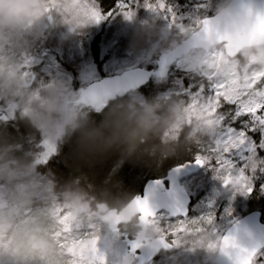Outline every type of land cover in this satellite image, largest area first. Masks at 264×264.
<instances>
[{
  "label": "clouds",
  "instance_id": "9594fccd",
  "mask_svg": "<svg viewBox=\"0 0 264 264\" xmlns=\"http://www.w3.org/2000/svg\"><path fill=\"white\" fill-rule=\"evenodd\" d=\"M211 8V16L183 30L155 17L138 21V26L151 54L178 57L200 90L218 88L219 99L214 93L148 97L134 91L105 101L97 121L64 82L35 87L5 53L20 39H39L57 28L67 29L69 36L84 34L94 23L90 11H103L99 0H0V101L42 133L48 146L70 145L81 164L80 174L64 182L51 171L41 174L38 160L19 154L22 146L0 129V264H134L136 249L110 256L99 246L105 236L124 234L135 238L137 249L165 255L177 249L173 264H187L185 253L201 255L199 264H245L246 248L232 236L235 246H225L230 235L221 236L213 223L192 224L193 219L185 218V230L173 234L170 225L178 220L170 224L157 215L146 216L139 196L97 189L83 170L113 154L159 166L199 150L196 154L213 161L217 154L208 149L226 127L230 113L222 111L225 105L264 107V9L247 0H218ZM205 18L211 20L207 27ZM253 160L264 169V157L257 154ZM241 166L252 180V163Z\"/></svg>",
  "mask_w": 264,
  "mask_h": 264
},
{
  "label": "rangeland",
  "instance_id": "374dc122",
  "mask_svg": "<svg viewBox=\"0 0 264 264\" xmlns=\"http://www.w3.org/2000/svg\"><path fill=\"white\" fill-rule=\"evenodd\" d=\"M129 2L132 3L135 12V17L131 19L126 18V16L119 11V3L116 6V10L113 12L114 14H111L110 18L108 16L106 19V23L103 24L104 20L98 24L93 23L85 29L82 35L69 36L67 35V29L57 28L51 32H45L44 36L39 39L25 37L22 39L21 51L14 52L9 46L5 54L19 65L33 86L46 88L49 85L64 82L67 85V90H70L76 95L77 92H75L72 87L73 81L71 80L70 73L75 76L74 78L80 91L82 89L84 90L88 84L98 79L99 74L96 71V67H94L92 44L99 32L98 60L102 62V74L105 76L119 75L130 69L137 68L139 65L145 69H147L148 66H152L151 69L155 68V62L157 60L153 61V59L156 55L151 54V52L147 50L149 45L141 41L139 37L138 21L155 17L159 23L179 30L177 24L183 25V23H186V26L192 25L193 22L196 24L200 18V13L201 15L204 14L196 6L198 3L197 0H179V2H175L168 7L172 9V12H174L177 17L176 24H173L172 13L167 10L163 12L159 10L153 11L146 7V0H134V2L130 0ZM150 2L155 3V0H150ZM216 2H218V0H213V4ZM211 6L210 2V4L206 6V10L212 11ZM141 49H144V51L142 52ZM57 63H59L60 67ZM64 67L69 70L68 73L63 69ZM181 69H183V65L180 62L167 74L165 81L160 80L158 82H153V88L149 92L148 97L164 93L174 94L180 91H184L186 95L198 93L200 91L199 83L188 81L182 84L178 80L177 75ZM185 70L188 71L186 68ZM205 93L206 95H210L213 93V89H205ZM77 97L79 98V93ZM236 110L235 105H225V108L222 109V111L230 113L225 120L226 127H233L237 130H247L251 118L242 116L234 119L233 117L235 116ZM0 115V121L7 120L8 117L11 118L14 115L10 107L2 101H0ZM6 131L9 134H13V136L15 134L13 128H7ZM249 135L257 144H259L258 139H260L259 142L262 140L260 131L250 132ZM28 139L29 140L26 142L28 153L26 154L35 159L36 157L42 158L46 152L42 133L35 131L34 138L31 137ZM32 145L34 147L33 152L31 150ZM38 149H41L40 153ZM260 154L264 157V150H261L259 152V155ZM238 158L240 159L239 155L233 156L235 161ZM240 162H242L241 159ZM211 170L212 166L206 165L195 178H190L184 182V187L191 197L200 189L202 182H199L200 179L208 180L207 175ZM240 197L245 200V195L241 194ZM202 205L204 204L201 202L199 205L200 209ZM197 213H199L198 206H191L189 210V216L191 215L190 218H199L197 217ZM159 218L169 223V221L165 220L164 215ZM99 246L110 256H121L127 253L125 245L118 237L105 236L101 240ZM176 251L178 250L174 248L173 253ZM184 256L187 257L188 260V255L184 254ZM202 258H190L187 264H199ZM173 259V254L168 253L167 255H162L152 264H173ZM255 261V264H264V255H260L259 259L256 257Z\"/></svg>",
  "mask_w": 264,
  "mask_h": 264
},
{
  "label": "trees",
  "instance_id": "16d2710c",
  "mask_svg": "<svg viewBox=\"0 0 264 264\" xmlns=\"http://www.w3.org/2000/svg\"><path fill=\"white\" fill-rule=\"evenodd\" d=\"M175 2H179V0H165L167 7H170ZM197 2L198 3L196 6L204 13L203 15L200 13L199 19L204 16H211L213 14L212 11L206 10V6L209 5L210 2L211 5H213V0H197ZM99 3L105 14H114L113 12L116 10V6L121 3V0H99ZM110 16L111 15H109V18ZM104 23H106V19L104 20L103 24ZM192 25H195V23L193 22ZM183 26H186V23H183ZM99 38L100 32L97 34L92 44L94 67H96V71L99 74L97 81L106 77H110L103 75L101 71L102 62L98 60ZM21 43H23L22 39L18 40L10 47L14 52H19L21 51ZM158 57L159 55H156L153 61H156ZM178 63L176 65H178ZM57 65L60 67L59 63H57ZM174 67L169 69V72H171ZM137 68H142V66L139 65ZM151 68L152 66H148L147 69ZM63 69L68 73L69 70L66 67ZM70 77L73 81L72 87L75 92H77V96L78 93L80 94L83 91V89L81 91L79 90L77 82L74 78L75 76L72 73H70ZM177 78L182 84H185L188 81L198 83L197 79L194 78L189 71H186L184 67L179 71ZM158 81L160 80L153 79L149 85L138 92L148 96L149 92L153 88V82ZM162 81H165V79ZM85 106L91 110L93 117L97 121L102 119V113L96 112L88 105ZM7 128H13L15 130L14 136L13 134H10V136L14 142L19 143L22 146V151L19 154L23 155L28 153L26 142L29 140L28 138H34L35 130L29 127L23 121L19 120L16 115H13L11 118L8 117L7 120L0 121V129ZM259 140L260 139H258V143H260ZM31 150L32 152L34 151L33 145L31 146ZM40 150L41 149H38L39 153ZM202 154L203 153L200 155ZM193 157H195V153H185L179 156L171 157L158 166L153 160H146L145 162H139L136 160L123 161L118 154H113L110 158L105 159L95 167L89 168L85 166L83 170L87 174L88 183L92 184L97 189L108 187L111 188L113 193H131L133 195L139 196L142 192L143 186L148 180L164 177L166 172L172 166L183 164L184 162L188 161L189 158ZM259 157H263L262 154H260ZM42 158L36 157L37 160ZM236 162L238 166L243 163V161L240 162L239 158L236 160ZM212 165H215V161H213ZM80 166V161H78L75 157L72 147L65 144L58 147L56 152L49 156L46 163H40L38 170L41 174H46L51 171L61 182H64L76 175H79L80 173L77 171V169ZM207 178L208 180L200 179L199 182L202 181L200 189H198L195 195L191 197L192 206H198L199 213H197V217L199 218L208 215L213 216L214 219L212 226L221 236H223L224 232H226V230L229 229L230 226H232L237 220L251 212H260L262 214V222L264 223L263 171H257L255 176L252 178L254 188L251 193H245L243 191L238 192L231 187L225 188L222 181L216 177L213 167L210 173L207 175ZM241 194L245 195V200L241 199ZM201 202L204 205H202V208L200 209L199 205ZM190 217L191 215L188 218ZM176 221L177 220L170 219L169 223H175ZM171 254L174 253L172 252ZM185 254L188 255V260L194 257L198 259L202 258V256L199 254ZM260 255H264V251L259 253L257 259L260 258ZM175 259L176 257L174 256L173 262Z\"/></svg>",
  "mask_w": 264,
  "mask_h": 264
},
{
  "label": "water",
  "instance_id": "95a60500",
  "mask_svg": "<svg viewBox=\"0 0 264 264\" xmlns=\"http://www.w3.org/2000/svg\"><path fill=\"white\" fill-rule=\"evenodd\" d=\"M247 3L255 6L258 10L264 9V0H247ZM178 62V57L159 55L154 69L134 68L119 75L103 78L88 85L80 93L79 98L82 103L89 105L101 113L97 108L103 110L105 101L111 99L113 96H124L130 92L140 91L149 85L153 79L164 80L168 74V70ZM161 72L164 73L163 76L159 75ZM116 84L122 85V88L119 90L114 88L113 85ZM130 84L134 86H129ZM93 90L97 93L98 99L95 101L89 99L85 102L86 94L91 93ZM203 167L198 165L196 161L176 167L168 172L165 179L148 181L144 185L142 195L139 197L147 198L156 214L164 212L170 219H185L189 215L191 198L180 182L186 177L199 173ZM165 183L168 184V188H166ZM177 210H182L186 213V216L173 215ZM224 235L234 237L246 249H258V255L264 251V223H262V214L257 211L248 213L237 220ZM135 243V240L127 242L129 252L133 250ZM137 252L139 253L136 257L137 264H150L161 253L145 251L142 248L136 249L135 253ZM225 264H232V261L226 260Z\"/></svg>",
  "mask_w": 264,
  "mask_h": 264
},
{
  "label": "snow or ice",
  "instance_id": "6c2138e0",
  "mask_svg": "<svg viewBox=\"0 0 264 264\" xmlns=\"http://www.w3.org/2000/svg\"><path fill=\"white\" fill-rule=\"evenodd\" d=\"M134 2V0H133ZM158 5V7H157ZM119 11L126 16V18L131 19L135 15V12L132 7V3L129 0H121L119 4ZM146 7L153 11H164L172 13V23L176 24L177 17L174 12H172L171 8H168L165 0H156V4L150 2V0H146ZM112 13L105 14L103 11H99L93 9L90 11V18L94 23H100L101 21L108 18ZM202 23L207 27L211 24L210 18H205ZM177 27L180 30H183L184 26L182 24H177ZM159 75L163 76L164 73L161 72ZM129 86H134L130 84ZM116 89H121L122 85L116 84L113 85ZM213 93L217 97L220 98L221 93L218 88L213 89ZM198 96H206L205 90H200L198 92ZM95 101L98 99L97 93L93 90L91 93L86 94L85 102L88 100ZM228 104H232V101L229 99L227 101ZM236 112L233 117L238 118L242 116H248L251 118L247 130H237L233 127H225L219 138L216 140L215 144L208 149V151L213 152L216 155L215 159V171L217 173L216 177L220 179L225 185H236L239 189H241L245 193H251L253 191L254 185L253 181L249 179V170L238 166L237 162L233 159L234 155H239L240 159L244 161H249L252 163V170L256 171H264V169L256 168L255 161L253 160L254 155H259L261 150H264V107H260L259 111L257 109H250L245 105H235ZM99 110V108H97ZM260 131L262 134V140L259 144L255 142V140L249 135L250 132ZM46 152L42 159H39L38 163H46L49 156L56 152L55 146H48L45 142ZM212 161H210L204 155H198L196 157V163L200 166L209 165ZM137 203L141 206V211L145 213L146 216H156V212L151 207L149 200L147 198L137 197ZM173 215H184L186 213L182 210H177L173 213ZM213 216L208 215L204 217H200L197 219H193L191 221L192 224H209L213 223ZM173 228V234L176 231H183L186 228V221L184 219H180L177 221L175 226L170 225ZM94 243V241H93ZM225 246H235L233 238L231 236H227L224 238ZM140 245L135 243L133 245V249L139 248ZM246 254L245 264H255V260L257 257L258 249H243L242 250Z\"/></svg>",
  "mask_w": 264,
  "mask_h": 264
},
{
  "label": "flooded vegetation",
  "instance_id": "af4514ba",
  "mask_svg": "<svg viewBox=\"0 0 264 264\" xmlns=\"http://www.w3.org/2000/svg\"><path fill=\"white\" fill-rule=\"evenodd\" d=\"M90 107V106H89ZM90 108H92V107H90ZM93 109V108H92ZM94 110V109H93ZM96 111V110H95ZM97 112V111H96ZM199 150H195L194 151V153H195V157H193V158H189L188 159V161H186V162H184L183 164H179V165H175V166H172L167 172H166V174H165V176L164 177H162V178H159V179H153V180H163V179H165L166 178V176H167V174H168V172L170 171V170H172V169H174V168H176V167H179V166H182V165H185V164H187V163H193V162H195L196 161V157H197V155H196V153L198 152ZM200 155V154H199ZM204 168V167H203ZM203 170V169H202ZM201 172V171H200ZM199 172V173H200ZM199 173H197V174H195V175H192V176H189V177H186V178H184L183 180H181V182H180V184L184 187V182L185 181H187L188 179H192V178H195ZM148 181H150V180H148ZM147 181V182H148ZM146 182V183H147ZM145 183V184H146ZM165 186H166V188H168V184L167 183H165ZM185 188V187H184ZM143 189H144V186H143ZM143 189H142V192H143ZM185 190H186V188H185ZM187 191V190H186ZM142 192H141V194L139 195V196H141L142 195ZM187 193H188V191H187ZM189 195V194H188ZM189 197L191 198V196L189 195ZM191 206H192V199H191ZM191 206H190V208H191ZM190 208H189V210H190ZM164 215V217H165V220L166 221H169L170 220V218H169V216L166 214V213H164V212H161V213H159V214H157V216L158 217H160V216H163ZM189 216V215H188ZM172 220H180V218H177V219H172ZM231 227V226H230ZM228 230V229H227ZM226 230V231H227ZM225 233V232H224ZM119 238V240L125 245V248H126V250H127V253L129 252V248H128V244H127V242H133L134 240H135V238L134 237H132L131 235H128V234H124V235H121V236H119L118 237ZM174 250V249H173ZM173 250L172 251H170V252H168V253H172L173 252ZM165 253L164 252H161L159 255H158V257L154 260V261H152L150 264H152V263H154L158 258H160L162 255H164ZM139 255V253L137 252V253H135L134 254V262H135V264H137V261H136V257Z\"/></svg>",
  "mask_w": 264,
  "mask_h": 264
}]
</instances>
